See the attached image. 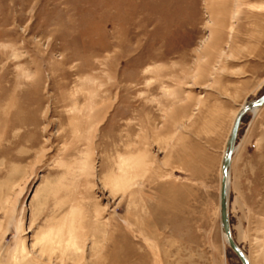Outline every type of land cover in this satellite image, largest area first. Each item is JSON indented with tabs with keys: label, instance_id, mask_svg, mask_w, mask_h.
<instances>
[{
	"label": "rangeland",
	"instance_id": "1",
	"mask_svg": "<svg viewBox=\"0 0 264 264\" xmlns=\"http://www.w3.org/2000/svg\"><path fill=\"white\" fill-rule=\"evenodd\" d=\"M263 92L264 0H0V264H240ZM228 222L264 264V104Z\"/></svg>",
	"mask_w": 264,
	"mask_h": 264
},
{
	"label": "water",
	"instance_id": "2",
	"mask_svg": "<svg viewBox=\"0 0 264 264\" xmlns=\"http://www.w3.org/2000/svg\"><path fill=\"white\" fill-rule=\"evenodd\" d=\"M264 102V92L260 94L258 97L246 101L237 111L231 128L229 130L228 136L225 141L224 151L220 161V188H219V197H218V217H219V227L220 233L223 237L225 244L228 246L230 251L234 254L240 264H247V259L241 249L236 245L233 241L230 231H229V223H228V212H227V173L229 167L230 154L233 149V143L236 137V133L238 130V125L240 123L241 117L250 109L254 107H259Z\"/></svg>",
	"mask_w": 264,
	"mask_h": 264
},
{
	"label": "bare ground",
	"instance_id": "3",
	"mask_svg": "<svg viewBox=\"0 0 264 264\" xmlns=\"http://www.w3.org/2000/svg\"><path fill=\"white\" fill-rule=\"evenodd\" d=\"M147 70V69H146ZM264 104V102L259 106V108L262 106ZM257 108L258 107H254V108H252V109H250L249 110V112H251V113H254L256 110H257ZM235 139H236V137H235ZM234 149H235V140H234V143H233V149H232V152H231V154H230V160H229V167H228V173H227V177H226V181H227V212H228V185H229V172H230V163H231V157H232V153H233V151H234ZM220 176H221V170H220ZM229 223V222H228ZM229 231H230V226H229ZM62 233V232H61ZM50 234V233H49ZM230 235H231V231H230ZM58 236H59V233H58ZM50 237V236H49ZM231 237H232V235H231ZM65 238V237H64ZM50 239V238H49ZM59 239V238H58ZM232 239H233V237H232ZM65 241V240H64ZM234 241V240H233ZM62 242V241H61ZM235 242V241H234ZM65 243V242H64ZM20 250H23V246H20ZM242 251V250H241ZM245 255V254H244ZM246 257V256H245ZM246 259H247V257H246ZM247 264H249L248 263V259H247Z\"/></svg>",
	"mask_w": 264,
	"mask_h": 264
}]
</instances>
